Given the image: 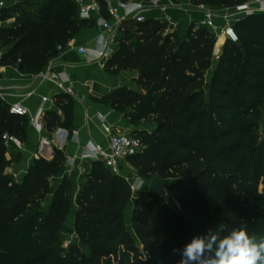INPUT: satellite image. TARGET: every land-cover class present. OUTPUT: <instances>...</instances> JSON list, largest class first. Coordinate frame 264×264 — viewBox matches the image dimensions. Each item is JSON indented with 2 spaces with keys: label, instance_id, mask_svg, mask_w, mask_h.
Segmentation results:
<instances>
[{
  "label": "trees",
  "instance_id": "obj_1",
  "mask_svg": "<svg viewBox=\"0 0 264 264\" xmlns=\"http://www.w3.org/2000/svg\"><path fill=\"white\" fill-rule=\"evenodd\" d=\"M215 10L235 8L248 0H190ZM36 5V10H28ZM7 11H21L12 24L0 27L1 65L37 75L92 20L78 17L73 0H24ZM103 15L108 17L103 11ZM234 29L239 41L226 40L209 85L218 37L205 25L192 24L180 39L169 24L157 19L133 21L108 70H137L139 90L123 87L97 101L117 111L133 109L131 121L149 117L156 129L132 132L144 150L129 158L141 178L176 180L168 191L181 206L176 212L162 195L142 187L132 213L131 230L125 209L130 187L100 161H93L77 202L75 229L87 244L72 245L65 254L62 226L71 209V185L64 178L48 211L53 177L62 173L66 154L54 148L51 160L37 158L22 180L8 173L2 135L25 138L27 116L10 113L0 98V264H177L172 253L196 235L222 224L241 223L250 234L264 237V193L259 192L258 144L264 116V12L247 16ZM207 91H209L207 95ZM64 113H44L51 134L70 131L73 100L55 97ZM187 177H192L187 181ZM90 252V253H89ZM110 256V259H105ZM113 256L115 259H113Z\"/></svg>",
  "mask_w": 264,
  "mask_h": 264
},
{
  "label": "crops",
  "instance_id": "obj_2",
  "mask_svg": "<svg viewBox=\"0 0 264 264\" xmlns=\"http://www.w3.org/2000/svg\"><path fill=\"white\" fill-rule=\"evenodd\" d=\"M173 2L172 0H161L160 7L147 10L143 15L146 19L167 22L169 29L177 31L180 39H182L192 24L200 25L202 23L204 12L200 5L190 2V0H173ZM249 2L252 6H257L256 0H250ZM215 11L216 25L219 30H222L228 23L233 24L237 19L241 20L247 17L245 14H235V8H223ZM97 20L98 15L95 14L92 20L94 27L82 30L45 67L46 69L48 66H53L60 79L65 81V85L71 86L74 91V94H68L73 100L70 131L57 129L50 134L46 127L44 130V133L52 138L53 147L64 149L66 154V162L62 173L51 179L52 193L47 199L52 202L62 180L68 178L71 185L72 203L76 207H79L77 202L79 191L85 184L93 164V161L86 157V150L95 143L107 144L108 135L105 133L100 116L106 115L104 122L111 125L115 131L136 133L148 131L152 133L156 129V125L147 127L141 123H133L129 110L131 107L127 108L128 110L117 111L108 103L97 101L98 98L107 96L123 87L133 90L140 89L136 82L139 77L137 70H123L115 73L107 68V64L117 51L125 32H119L117 37L118 46L107 58L91 61L79 52V47H87L90 50L96 48L100 34ZM132 21L128 20L124 23L126 29ZM226 40L223 36L218 39L217 51L219 53L222 52ZM217 61L218 59L213 58L212 67L205 72L206 85L211 83L216 71ZM0 87L3 89L0 98L5 103L11 106L20 102L28 110V126L22 142L23 147L19 148L13 144L7 148L6 153L11 168L17 174L15 179L22 180L38 158L36 151L41 134L30 124L31 118L39 114L44 116L47 111L58 112L64 118V113L56 105L55 97L67 93L56 80L43 81L39 74H26L17 67L8 65L0 67ZM208 93L209 91H207V95ZM44 98H46L45 101ZM263 129L264 116L261 125V130ZM131 167L129 161L122 162L120 175L126 178L131 172ZM70 223L64 226V231L68 237H78L75 229V219Z\"/></svg>",
  "mask_w": 264,
  "mask_h": 264
},
{
  "label": "built area",
  "instance_id": "obj_3",
  "mask_svg": "<svg viewBox=\"0 0 264 264\" xmlns=\"http://www.w3.org/2000/svg\"><path fill=\"white\" fill-rule=\"evenodd\" d=\"M78 6V17L83 20H93L95 14L98 15L97 25L100 29V34L97 40V46L94 50L87 47H79L81 54L91 59V61H99L109 57L118 46L117 37L119 32H125L124 23L128 20L136 22L144 21L146 18L144 12L150 9L160 7L161 0H73ZM235 7V14H245L250 16L256 13L264 12V0H256L257 6H252L249 2ZM20 0H0V27L5 26L6 22L1 19L3 10L12 6L18 5ZM173 2V0H172ZM175 3V2H173ZM172 3V4H173ZM204 12L202 25L210 28L218 37H225L232 42H238L239 37L234 29V23H228L222 30H219L216 25V11L215 9L206 5H200ZM105 11L108 17L103 15ZM240 19H237L239 21ZM235 22V23H236ZM67 47V46H65ZM65 47L59 46L58 50L61 52ZM220 53L216 51L214 58L219 59ZM3 52L0 51V67L2 62ZM43 81L56 80L59 85L65 89L67 94H74L71 86H66L65 81L60 79L59 74L53 69V66H48L39 73ZM46 98H44V101ZM10 113L19 116H27V108L20 102L14 103L10 106ZM103 121L105 133L108 135L107 144L95 143L86 150V157L92 161L102 162L106 168L113 173L120 175V165L122 162H128L131 156H134L144 150L143 140L132 134V132L115 131L111 125L105 123L106 115L100 116ZM30 124L37 129L41 134L36 156L38 158H45L51 160L54 157V147L52 138L44 133L45 126L43 123V116L41 114L31 118ZM76 135V134H75ZM2 140L6 148L11 145H16L19 148L23 147L21 140L9 133L2 135ZM262 140L264 141V129L262 132ZM8 173L14 178L17 174L14 173L10 167ZM138 179H134L130 185L133 193L139 192L142 187L138 183Z\"/></svg>",
  "mask_w": 264,
  "mask_h": 264
},
{
  "label": "clouds",
  "instance_id": "obj_4",
  "mask_svg": "<svg viewBox=\"0 0 264 264\" xmlns=\"http://www.w3.org/2000/svg\"><path fill=\"white\" fill-rule=\"evenodd\" d=\"M172 253L181 257L177 264H264V237L250 234L245 223L230 230L219 224Z\"/></svg>",
  "mask_w": 264,
  "mask_h": 264
},
{
  "label": "rangeland",
  "instance_id": "obj_5",
  "mask_svg": "<svg viewBox=\"0 0 264 264\" xmlns=\"http://www.w3.org/2000/svg\"><path fill=\"white\" fill-rule=\"evenodd\" d=\"M21 1H24V0H20ZM19 2V3H20ZM12 7H16V6H12ZM12 7H9L12 8ZM36 5H33L31 7L28 8V10H36ZM22 13L20 10H17V11H7L5 10L2 14H1V19L6 22V24H12L16 18L18 16H20ZM133 24V21L130 22L128 24L129 27H131V25ZM128 110V109H127ZM130 110V114H132V109L129 108ZM139 123L141 124H144V126H147V127H150V125L153 127L156 125V120H154L153 117H149L145 120H142L140 121ZM6 133H9V131H5ZM263 130H260L259 131V139H258V144H261V134H262ZM260 167H259V171H261L260 173V178H259V192L260 193H264V156L261 157L260 159ZM128 167H130L128 165ZM92 168V166H91ZM128 176V177H127ZM126 176L125 181L127 183V185H129L130 187V194H131V197H130V200L128 202V205L125 209V221H126V225L127 227L129 228V230L132 232L131 230V219H132V213H133V210H134V207H135V201H136V198L138 196V192L137 193H133L132 189H131V185L130 183L134 180V179H138V183H140L139 185H141V187H144L145 189L147 190H152V185L153 183L156 184V186L154 187L153 190H156V192L159 194V195H162L165 200L168 202V204L178 213H180V210H181V206L180 204L178 203V201L174 198V196L171 194V192L168 191V187H170L173 183L176 182V180L174 179H161L160 177H154V178H141L138 173L136 172V170L134 168L131 167V172ZM50 204L51 202L46 199L43 203V208L44 210L48 211L49 208H50ZM77 209L78 207H76L75 205H71V209L69 210L68 212V215H67V219H66V222L64 223V225L62 226V241H63V248H64V252L65 254H67V252L70 250V247L72 245H82L83 248L85 249V251H89L87 249V246H86V242L85 241H82L81 238L78 236V237H68V235L66 234V232L64 231V226L68 225V224H71L70 222H73L74 219L76 218V214H77ZM90 253V252H89ZM105 259H110V256H105L104 257ZM113 259H115V257L113 256Z\"/></svg>",
  "mask_w": 264,
  "mask_h": 264
},
{
  "label": "water",
  "instance_id": "obj_6",
  "mask_svg": "<svg viewBox=\"0 0 264 264\" xmlns=\"http://www.w3.org/2000/svg\"><path fill=\"white\" fill-rule=\"evenodd\" d=\"M1 92H3V89L0 87V93ZM60 131H63V130L60 129ZM186 179H187V181H190L192 179V177H187ZM155 186H156V184L153 183L152 188H151L152 190H150V191H155L156 192V190H153Z\"/></svg>",
  "mask_w": 264,
  "mask_h": 264
}]
</instances>
